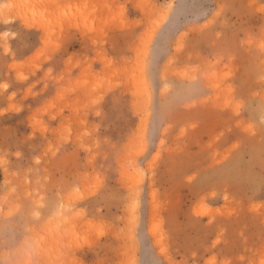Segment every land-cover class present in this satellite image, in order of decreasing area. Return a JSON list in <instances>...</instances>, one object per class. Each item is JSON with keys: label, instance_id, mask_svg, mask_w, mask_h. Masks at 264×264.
<instances>
[{"label": "rangeland", "instance_id": "rangeland-1", "mask_svg": "<svg viewBox=\"0 0 264 264\" xmlns=\"http://www.w3.org/2000/svg\"><path fill=\"white\" fill-rule=\"evenodd\" d=\"M0 264H264V0H0Z\"/></svg>", "mask_w": 264, "mask_h": 264}]
</instances>
